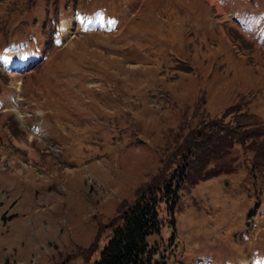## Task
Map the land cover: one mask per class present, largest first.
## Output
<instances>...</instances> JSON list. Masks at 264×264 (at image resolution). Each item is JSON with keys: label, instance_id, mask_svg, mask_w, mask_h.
I'll use <instances>...</instances> for the list:
<instances>
[{"label": "rangeland", "instance_id": "1", "mask_svg": "<svg viewBox=\"0 0 264 264\" xmlns=\"http://www.w3.org/2000/svg\"><path fill=\"white\" fill-rule=\"evenodd\" d=\"M8 41L0 108L15 110L10 132L21 113L47 114L37 144L50 161L45 173L0 172L11 196L0 264H92L138 193L172 178L186 143L199 149L191 177L147 238L150 264L264 255V0H0V48ZM219 127L255 135L226 150L232 169L223 153L206 162ZM44 140L62 146V166Z\"/></svg>", "mask_w": 264, "mask_h": 264}, {"label": "trees", "instance_id": "2", "mask_svg": "<svg viewBox=\"0 0 264 264\" xmlns=\"http://www.w3.org/2000/svg\"><path fill=\"white\" fill-rule=\"evenodd\" d=\"M225 128H218L215 136L216 143H214L213 149H210L209 153L207 152L208 160L206 162L207 164L213 161L218 163L223 153L225 155L221 157V160L231 163L230 166L232 169V163H235L237 156L226 153V150H229L238 140L240 144L241 142L245 144V141L250 138L251 141L248 147L252 148L255 144L253 141L255 135L253 132L248 133L244 130L241 131V129L235 130L233 134H230ZM262 129L264 130V127ZM261 136H264V134ZM261 141L262 143L260 145L257 143L256 147L264 149V139ZM179 150L184 154L182 159L178 160L177 164H173L176 162L174 160L168 166L177 165V169L174 171L172 178L166 180L162 177L160 179L162 181L161 185H154L158 187L157 189L147 193L143 191L138 193L136 200L123 211L120 216V223L115 226L111 237L100 251L99 258L92 264H150L152 255L155 252L150 247L147 238L150 235L160 232L166 218L161 212L171 215L175 200L179 196L178 190L180 189L181 183L191 177L189 176L191 171L190 166L194 163L195 154H197L199 149L198 147L188 148L186 143V148H180ZM172 156L173 150L171 149L169 152L165 151L161 159L166 160L168 158L170 161ZM261 157L263 158L262 162H264V157ZM255 158H252V161L254 160V165H257V159ZM262 162L258 165L262 164ZM230 166L227 168V173L230 170ZM205 175V177H210L213 174L206 172ZM171 221L173 223V219Z\"/></svg>", "mask_w": 264, "mask_h": 264}, {"label": "crops", "instance_id": "3", "mask_svg": "<svg viewBox=\"0 0 264 264\" xmlns=\"http://www.w3.org/2000/svg\"><path fill=\"white\" fill-rule=\"evenodd\" d=\"M11 112L7 108H3L0 110V116L3 117V119L0 121V141L3 140V142H0V155L6 156L7 161H13L10 166L17 167V170L19 172H22L20 165L17 163L18 158L21 159H32L33 164H44L47 161H50L45 155H39V147L37 142L35 143L36 146H33V142L31 143L28 138H22L21 135L24 134V129L22 128L21 124L18 119H15V123H13V127L11 129V132L9 131L8 127V120H7V114ZM30 120V119H28ZM21 126V127H20ZM46 157V158H44ZM12 158H15L13 160ZM63 170H61L62 172ZM0 172H2L0 170ZM6 172V180L12 177L13 174H16V172L10 170L7 168V170L3 171ZM10 190V188H9ZM10 195L7 194V197H1L0 195V205L3 204V207H5V204L9 202Z\"/></svg>", "mask_w": 264, "mask_h": 264}, {"label": "bare ground", "instance_id": "4", "mask_svg": "<svg viewBox=\"0 0 264 264\" xmlns=\"http://www.w3.org/2000/svg\"><path fill=\"white\" fill-rule=\"evenodd\" d=\"M245 264H247V263H245Z\"/></svg>", "mask_w": 264, "mask_h": 264}]
</instances>
